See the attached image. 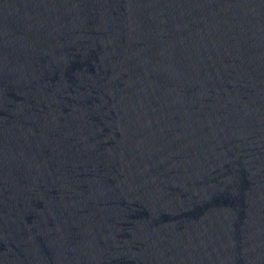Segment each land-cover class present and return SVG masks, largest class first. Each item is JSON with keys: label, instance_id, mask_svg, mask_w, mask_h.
<instances>
[{"label": "water", "instance_id": "1", "mask_svg": "<svg viewBox=\"0 0 264 264\" xmlns=\"http://www.w3.org/2000/svg\"><path fill=\"white\" fill-rule=\"evenodd\" d=\"M0 264H264V0H0Z\"/></svg>", "mask_w": 264, "mask_h": 264}]
</instances>
